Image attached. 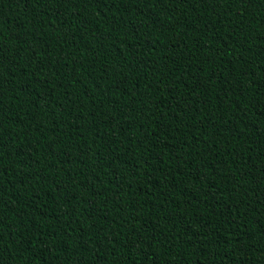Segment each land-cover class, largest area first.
Instances as JSON below:
<instances>
[{
    "label": "trees",
    "instance_id": "16d2710c",
    "mask_svg": "<svg viewBox=\"0 0 264 264\" xmlns=\"http://www.w3.org/2000/svg\"><path fill=\"white\" fill-rule=\"evenodd\" d=\"M0 264H264V0H0Z\"/></svg>",
    "mask_w": 264,
    "mask_h": 264
}]
</instances>
